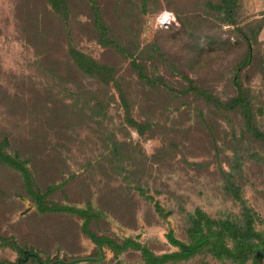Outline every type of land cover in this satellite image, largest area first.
<instances>
[{
    "label": "rangeland",
    "instance_id": "374dc122",
    "mask_svg": "<svg viewBox=\"0 0 264 264\" xmlns=\"http://www.w3.org/2000/svg\"><path fill=\"white\" fill-rule=\"evenodd\" d=\"M65 2L61 13L49 0H0V141L7 138L5 153L27 162L41 194L62 184L46 202L91 209L92 232L132 238L156 255L175 250L169 229L188 239L196 211L240 221L245 206L264 231V145L245 132L239 110L185 92L193 85L222 101L233 98L251 43V63L240 75L264 133V0H237L235 25L215 8L221 0ZM93 3L110 45L101 41ZM72 49L113 69L119 87L80 70ZM122 97L143 134L127 122ZM228 181L241 200L227 192ZM84 221L39 213L21 175L0 163V238L50 264H145L138 251L114 258L106 247V260L93 261L100 254ZM22 259L0 243V262ZM25 264L39 263L28 256ZM176 264L235 263L202 253Z\"/></svg>",
    "mask_w": 264,
    "mask_h": 264
},
{
    "label": "trees",
    "instance_id": "16d2710c",
    "mask_svg": "<svg viewBox=\"0 0 264 264\" xmlns=\"http://www.w3.org/2000/svg\"><path fill=\"white\" fill-rule=\"evenodd\" d=\"M49 2L57 12L65 13L67 11L65 0H49ZM220 3L221 4L215 6V8L221 13L224 12L226 14V20L229 25H235L232 14L237 9V0H221ZM93 11L95 25L101 30L102 43L106 45L112 44L105 40L106 29L101 25L100 12L95 3H93ZM248 46L249 51L246 59L239 64L236 69V74L233 80V84L236 87V95L233 98L227 101H222L217 97H213L206 91H203L200 87L193 85H190L185 92L201 96L207 101L214 103L222 110H239L243 117V127L245 132L264 145V133L254 124V113L251 110L250 104L252 98L249 94V89L244 88L240 75L241 71L247 67L252 60L250 50L251 43L248 42ZM70 56L77 67L87 75L97 77L106 84L114 83L119 87L115 81L113 69L110 67L100 65L88 55L75 49L70 51ZM133 65L139 68L135 63H133ZM139 76L151 84L155 82L144 76L141 69ZM119 91H121V89H119ZM122 103L125 108L127 122L131 126L136 127L139 133L143 134L144 129L131 116L125 97H122ZM7 147H9V140L4 138L0 141V163L17 171L21 175L25 190L36 203L37 211L39 213H69L76 214L85 219L82 226L83 231L90 238L100 254L99 258L93 259L95 262L106 260V255L104 253V248L106 247L114 258H118L120 254L127 250L138 251L145 264H176L192 259L202 253H209L217 260H228L235 264H247L248 262L251 264H264V231L258 230L255 227L253 215L245 206H243V214L240 221L222 219L214 220L206 213L196 211L191 215L192 223L188 229V239L181 240L176 236L173 229H169L166 238L169 245L175 248V250L156 255L147 246L132 238H125L122 241H117L114 238L99 236L92 232L88 227L96 215L91 209L57 205L54 203L49 205L45 198L60 189L62 184L50 185L46 188V191L41 194L34 184L32 173L26 165L27 162L22 161L18 156L6 154L5 149ZM226 187L228 193L232 194L235 199L241 200L240 189L238 186L228 181ZM137 190L141 195H144L143 189L138 188ZM147 198L154 202V207L159 215L168 220L169 213L165 212V209L161 204L155 200L154 197ZM0 243L3 246L12 248L23 256L24 251L19 249L13 240L0 238ZM28 256L30 255L23 256V259L17 264H25V260ZM45 263L50 264L47 261H45ZM0 264L14 263L4 261L0 262Z\"/></svg>",
    "mask_w": 264,
    "mask_h": 264
},
{
    "label": "water",
    "instance_id": "95a60500",
    "mask_svg": "<svg viewBox=\"0 0 264 264\" xmlns=\"http://www.w3.org/2000/svg\"><path fill=\"white\" fill-rule=\"evenodd\" d=\"M27 255H30V256L36 258V260L38 261L39 264H47L37 254L30 253L27 250H25L23 252V256H27ZM90 260H92V258L73 259V260L68 261V262H66V261H64L62 259H58V260L53 261L51 264H78V263L87 262V261H90Z\"/></svg>",
    "mask_w": 264,
    "mask_h": 264
},
{
    "label": "bare ground",
    "instance_id": "6f19581e",
    "mask_svg": "<svg viewBox=\"0 0 264 264\" xmlns=\"http://www.w3.org/2000/svg\"><path fill=\"white\" fill-rule=\"evenodd\" d=\"M170 15L168 14V13H165L164 15H163V17H162V21H167V19H168V17H169Z\"/></svg>",
    "mask_w": 264,
    "mask_h": 264
},
{
    "label": "crops",
    "instance_id": "0c3cea01",
    "mask_svg": "<svg viewBox=\"0 0 264 264\" xmlns=\"http://www.w3.org/2000/svg\"><path fill=\"white\" fill-rule=\"evenodd\" d=\"M262 34H264V27H263V30H262Z\"/></svg>",
    "mask_w": 264,
    "mask_h": 264
}]
</instances>
